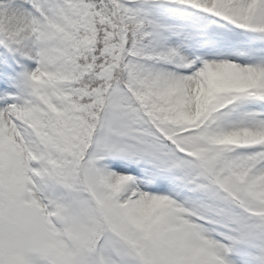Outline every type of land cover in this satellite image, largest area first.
Here are the masks:
<instances>
[{"label": "snow or ice", "instance_id": "obj_1", "mask_svg": "<svg viewBox=\"0 0 264 264\" xmlns=\"http://www.w3.org/2000/svg\"><path fill=\"white\" fill-rule=\"evenodd\" d=\"M0 264H264V0H0Z\"/></svg>", "mask_w": 264, "mask_h": 264}]
</instances>
